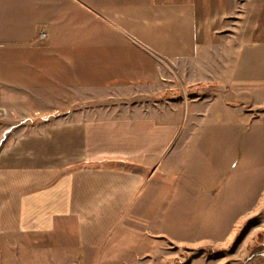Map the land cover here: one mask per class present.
Wrapping results in <instances>:
<instances>
[{
	"label": "crops",
	"instance_id": "1",
	"mask_svg": "<svg viewBox=\"0 0 264 264\" xmlns=\"http://www.w3.org/2000/svg\"><path fill=\"white\" fill-rule=\"evenodd\" d=\"M219 2L0 0V108L21 98L10 88L152 82L161 65L188 55L150 43L148 18L173 10L218 19ZM62 119L0 144V264H151L154 213L181 209L186 188L171 172L186 146L180 123Z\"/></svg>",
	"mask_w": 264,
	"mask_h": 264
},
{
	"label": "rangeland",
	"instance_id": "2",
	"mask_svg": "<svg viewBox=\"0 0 264 264\" xmlns=\"http://www.w3.org/2000/svg\"><path fill=\"white\" fill-rule=\"evenodd\" d=\"M216 10L218 19L173 10L148 18L150 43L188 55L161 65L152 82L10 88L21 98L0 108V144L70 114L180 123L186 146L171 172L181 173L186 188L181 209L154 213L151 264H264V249L257 252L264 244V0H220Z\"/></svg>",
	"mask_w": 264,
	"mask_h": 264
},
{
	"label": "trees",
	"instance_id": "3",
	"mask_svg": "<svg viewBox=\"0 0 264 264\" xmlns=\"http://www.w3.org/2000/svg\"><path fill=\"white\" fill-rule=\"evenodd\" d=\"M264 249V244L262 243H258V246H257V252L261 251Z\"/></svg>",
	"mask_w": 264,
	"mask_h": 264
},
{
	"label": "water",
	"instance_id": "4",
	"mask_svg": "<svg viewBox=\"0 0 264 264\" xmlns=\"http://www.w3.org/2000/svg\"><path fill=\"white\" fill-rule=\"evenodd\" d=\"M248 261H249V259H248V260H246V262H245L244 264H247V263H248Z\"/></svg>",
	"mask_w": 264,
	"mask_h": 264
}]
</instances>
